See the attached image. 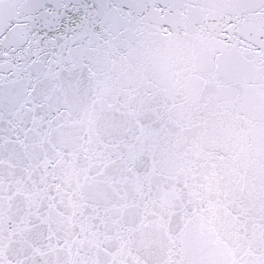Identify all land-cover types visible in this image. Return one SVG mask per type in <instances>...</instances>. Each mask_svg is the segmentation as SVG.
I'll return each instance as SVG.
<instances>
[{
    "label": "snow or ice",
    "instance_id": "snow-or-ice-1",
    "mask_svg": "<svg viewBox=\"0 0 264 264\" xmlns=\"http://www.w3.org/2000/svg\"><path fill=\"white\" fill-rule=\"evenodd\" d=\"M0 264H264V0H0Z\"/></svg>",
    "mask_w": 264,
    "mask_h": 264
}]
</instances>
